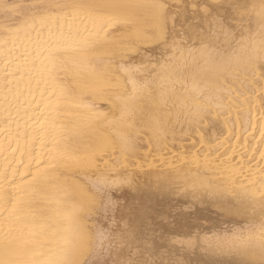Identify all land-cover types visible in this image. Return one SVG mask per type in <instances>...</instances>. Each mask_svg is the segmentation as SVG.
Returning <instances> with one entry per match:
<instances>
[{"label":"bare ground","instance_id":"obj_1","mask_svg":"<svg viewBox=\"0 0 264 264\" xmlns=\"http://www.w3.org/2000/svg\"><path fill=\"white\" fill-rule=\"evenodd\" d=\"M194 2L0 0V261L259 260L264 0Z\"/></svg>","mask_w":264,"mask_h":264},{"label":"snow or ice","instance_id":"obj_2","mask_svg":"<svg viewBox=\"0 0 264 264\" xmlns=\"http://www.w3.org/2000/svg\"><path fill=\"white\" fill-rule=\"evenodd\" d=\"M202 2V8L201 3H193V7H196L198 9H201L203 12L210 15V10L214 9L215 7H218V5L214 3H209V0H201ZM160 7H167V5L162 4ZM102 183V182H101ZM108 205L106 204L105 207ZM262 211H264V205H262ZM101 241H103L106 237L103 232L98 234ZM0 264H5L4 261H0ZM64 264H78L75 260H66ZM113 264H164L163 260H155V259H126L123 261H114ZM169 264H173V262H169ZM243 264H264V240H262L261 246H260V258L259 260L255 259H248L247 261H244Z\"/></svg>","mask_w":264,"mask_h":264}]
</instances>
